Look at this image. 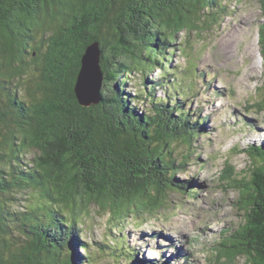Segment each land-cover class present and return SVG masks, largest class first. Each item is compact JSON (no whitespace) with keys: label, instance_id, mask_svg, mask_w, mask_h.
Masks as SVG:
<instances>
[{"label":"trees","instance_id":"1","mask_svg":"<svg viewBox=\"0 0 264 264\" xmlns=\"http://www.w3.org/2000/svg\"><path fill=\"white\" fill-rule=\"evenodd\" d=\"M223 1L0 0V264H93L79 252L88 245L78 229L91 206L112 218L152 215L169 210V194L189 193L192 181L178 175L206 120L164 85L175 86L178 37L216 24ZM96 43L102 100L83 107L77 78ZM260 43L264 67V22ZM132 77L143 83L139 94L129 91ZM255 105L264 113V100ZM244 152L247 176L231 166L226 175L244 224L223 230L216 251L225 264H264V143ZM104 239L97 253L122 257L107 251L118 243ZM124 253L126 264H166Z\"/></svg>","mask_w":264,"mask_h":264},{"label":"rangeland","instance_id":"2","mask_svg":"<svg viewBox=\"0 0 264 264\" xmlns=\"http://www.w3.org/2000/svg\"><path fill=\"white\" fill-rule=\"evenodd\" d=\"M222 6L225 12L216 24L178 37L170 72L175 86L164 85L171 93L183 92L186 110L206 120V133L197 139L195 155L186 172L178 175L182 181H192L189 193L169 194V210L152 215L126 218L120 213L112 218L109 211L91 206L90 214L78 225L88 245V250L79 249L84 261L126 264L124 252L129 248L131 253L136 250L139 260L225 264L216 242L223 230L233 233L242 227L245 217L238 207L240 194L226 179L231 172L228 166L236 177L247 176L252 161L244 150L264 143V113L255 105L264 100L260 51L264 13L260 0H224ZM159 77V71L148 76L150 81ZM142 86L139 77H132L129 91L139 94ZM157 96L166 98L161 89ZM106 235L119 245L111 241L107 251L122 257L97 253V244ZM236 264L249 263L239 257Z\"/></svg>","mask_w":264,"mask_h":264},{"label":"water","instance_id":"3","mask_svg":"<svg viewBox=\"0 0 264 264\" xmlns=\"http://www.w3.org/2000/svg\"><path fill=\"white\" fill-rule=\"evenodd\" d=\"M100 61L101 53L99 45L96 43L88 47L83 56L81 70L77 78L75 94L79 104L83 107L99 105L102 100L103 72ZM64 257H71V252L65 251Z\"/></svg>","mask_w":264,"mask_h":264},{"label":"bare ground","instance_id":"4","mask_svg":"<svg viewBox=\"0 0 264 264\" xmlns=\"http://www.w3.org/2000/svg\"><path fill=\"white\" fill-rule=\"evenodd\" d=\"M186 255V254H185Z\"/></svg>","mask_w":264,"mask_h":264}]
</instances>
